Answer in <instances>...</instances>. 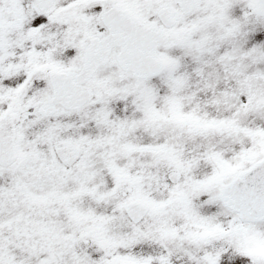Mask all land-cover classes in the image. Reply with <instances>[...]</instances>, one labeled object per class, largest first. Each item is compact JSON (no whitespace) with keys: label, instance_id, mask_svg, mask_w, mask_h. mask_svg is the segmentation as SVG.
Returning a JSON list of instances; mask_svg holds the SVG:
<instances>
[{"label":"snow or ice","instance_id":"1","mask_svg":"<svg viewBox=\"0 0 264 264\" xmlns=\"http://www.w3.org/2000/svg\"><path fill=\"white\" fill-rule=\"evenodd\" d=\"M0 264H264V0H0Z\"/></svg>","mask_w":264,"mask_h":264}]
</instances>
